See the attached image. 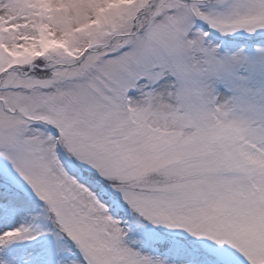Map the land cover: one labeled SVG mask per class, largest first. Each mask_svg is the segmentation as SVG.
I'll list each match as a JSON object with an SVG mask.
<instances>
[{
	"label": "snow or ice",
	"instance_id": "1",
	"mask_svg": "<svg viewBox=\"0 0 264 264\" xmlns=\"http://www.w3.org/2000/svg\"><path fill=\"white\" fill-rule=\"evenodd\" d=\"M0 264H264V0H0Z\"/></svg>",
	"mask_w": 264,
	"mask_h": 264
}]
</instances>
